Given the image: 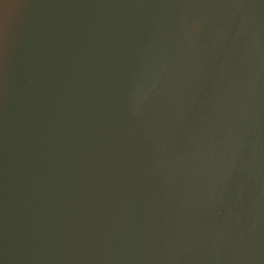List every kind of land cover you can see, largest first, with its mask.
Here are the masks:
<instances>
[{
	"label": "water",
	"instance_id": "water-1",
	"mask_svg": "<svg viewBox=\"0 0 264 264\" xmlns=\"http://www.w3.org/2000/svg\"><path fill=\"white\" fill-rule=\"evenodd\" d=\"M0 264H264V0H0Z\"/></svg>",
	"mask_w": 264,
	"mask_h": 264
},
{
	"label": "snow or ice",
	"instance_id": "snow-or-ice-1",
	"mask_svg": "<svg viewBox=\"0 0 264 264\" xmlns=\"http://www.w3.org/2000/svg\"><path fill=\"white\" fill-rule=\"evenodd\" d=\"M2 35H3V32H2V31H0V38H2Z\"/></svg>",
	"mask_w": 264,
	"mask_h": 264
}]
</instances>
